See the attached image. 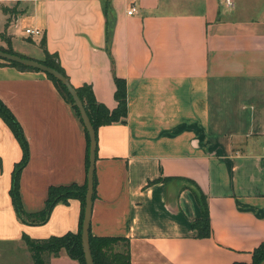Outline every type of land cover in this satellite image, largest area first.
<instances>
[{
  "label": "crops",
  "instance_id": "crops-1",
  "mask_svg": "<svg viewBox=\"0 0 264 264\" xmlns=\"http://www.w3.org/2000/svg\"><path fill=\"white\" fill-rule=\"evenodd\" d=\"M42 39L109 109L113 77L126 81L125 122L96 134L91 235L124 238L131 264H250L264 243V0H0V47L43 60ZM0 99L28 143L19 194L35 214L49 186L85 183V129L45 73L1 59ZM21 157L0 118V264H33L25 236L79 228L76 198L43 223L17 216ZM186 179L206 195L209 237L191 227L201 210ZM48 262L81 264L64 248Z\"/></svg>",
  "mask_w": 264,
  "mask_h": 264
},
{
  "label": "trees",
  "instance_id": "trees-1",
  "mask_svg": "<svg viewBox=\"0 0 264 264\" xmlns=\"http://www.w3.org/2000/svg\"><path fill=\"white\" fill-rule=\"evenodd\" d=\"M107 7H104L106 14ZM111 26L107 25L106 38L110 36ZM41 47L45 53V58L43 60H37L47 66H50L59 72H61L65 77V72L59 64L58 56L56 54H50L45 46V40L42 39L40 42ZM1 50L14 53L10 48L0 47ZM25 57L21 54H18ZM29 58V57H28ZM32 59V58H31ZM35 60V59H34ZM12 66L19 69L34 70L32 68L25 67L13 62H6ZM46 76L54 83L55 87L62 95V97L71 104L73 110L78 116L81 124L83 125L82 119L80 117L79 111L74 104L71 95L68 93L66 87L57 79H55L50 74L45 73ZM67 78V77H66ZM114 99L116 101V106L113 109H109L103 103L96 100L93 90L89 84H84L80 87H74L79 98L81 99L85 111L89 117V120L94 128L95 134L100 126L111 124L113 122H125L127 115V88L126 81L124 78L114 76ZM0 118L5 122V124L10 128L14 137L18 141L22 149L21 159L15 163L12 173H11V185L9 189L11 201L17 216L24 221L28 218H34L35 223H43L49 217L52 208L58 202L66 203L69 199H79L81 201V214L79 219V228L76 233H65L60 236H51L45 239H32L29 237H24L29 252L31 254L33 264H49L48 257L52 254H57L60 249L64 248L69 256L73 259L78 260L81 264H85L83 251L81 247V222L84 207V196L86 191V180L83 185H77L75 183L68 185H51L47 191V198L45 200V207L42 211L35 214H27L24 212L21 204L20 194H19V177L22 168L28 161L29 149L28 143L24 136L23 129L11 110L4 104L0 99ZM84 127V125H83ZM85 129V127H84ZM87 136V154H86V172L88 166V149L89 140L87 131L85 129ZM189 183L190 189L200 207L201 215L198 219L191 223V227L196 230L197 237H209L211 234L210 218L208 212L207 198L203 191L200 189L197 183L192 180L186 179ZM95 183V178H94ZM94 195V188H93ZM93 198V197H92ZM32 222V221H31ZM120 242H122V249L119 248ZM89 244L90 250L93 257L94 264H131L129 259V251L127 242L122 237L113 236H93L89 230ZM264 258V243H261L257 248L254 249L252 254V262L250 264H258Z\"/></svg>",
  "mask_w": 264,
  "mask_h": 264
},
{
  "label": "water",
  "instance_id": "water-1",
  "mask_svg": "<svg viewBox=\"0 0 264 264\" xmlns=\"http://www.w3.org/2000/svg\"><path fill=\"white\" fill-rule=\"evenodd\" d=\"M0 59L6 62H13L43 73L50 74L66 87L68 93L71 95L74 101L75 106L79 111L83 125L87 131L88 140H89L88 166L86 172V191L84 196V207H83V215L81 222L80 239H81V247L83 251L85 264H94L90 250V244H89V224H90L92 202H93L92 197H93V188H94V167H95V159H96L97 141H96V134L94 128L85 111L83 103L79 98L77 92L75 91L74 87L70 84L69 80L58 70L50 66H47L37 60L28 57H22L18 54L9 53L1 49H0ZM258 264H264V258Z\"/></svg>",
  "mask_w": 264,
  "mask_h": 264
},
{
  "label": "built area",
  "instance_id": "built-area-1",
  "mask_svg": "<svg viewBox=\"0 0 264 264\" xmlns=\"http://www.w3.org/2000/svg\"><path fill=\"white\" fill-rule=\"evenodd\" d=\"M226 3L227 4H230V0H226ZM135 11V8L134 7H131L127 13L128 14H131ZM25 33H28V34H34V35H39L40 34V30L39 29H35V30H32V29H29V28H25Z\"/></svg>",
  "mask_w": 264,
  "mask_h": 264
},
{
  "label": "rangeland",
  "instance_id": "rangeland-1",
  "mask_svg": "<svg viewBox=\"0 0 264 264\" xmlns=\"http://www.w3.org/2000/svg\"><path fill=\"white\" fill-rule=\"evenodd\" d=\"M119 244H120L119 248L122 249V242H120Z\"/></svg>",
  "mask_w": 264,
  "mask_h": 264
}]
</instances>
